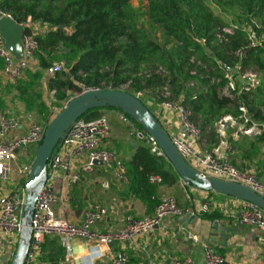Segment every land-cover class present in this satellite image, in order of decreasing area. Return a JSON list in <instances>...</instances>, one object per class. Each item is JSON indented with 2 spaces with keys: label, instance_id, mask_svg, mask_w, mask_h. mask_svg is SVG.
I'll return each instance as SVG.
<instances>
[{
  "label": "trees",
  "instance_id": "1",
  "mask_svg": "<svg viewBox=\"0 0 264 264\" xmlns=\"http://www.w3.org/2000/svg\"><path fill=\"white\" fill-rule=\"evenodd\" d=\"M134 1L0 0V10L17 23L25 24L31 18L34 25L48 26L43 34L36 35L39 72L32 75L34 82L23 79L16 82V98L26 110L38 109L41 114L52 117L45 103L37 104L38 96L31 91L35 89L32 87L35 82L59 59L60 49H64L66 54L62 59L68 73L49 78L50 88L56 91L59 112L64 108L61 103L70 100L66 92L80 91L77 84L90 88L103 84L104 89L117 90L131 81L132 88L127 92L133 95L142 90L156 93L169 84L172 97L193 113L194 121L199 118L212 129L228 116L238 119L241 113L236 103L220 96L225 85L220 65L236 66L240 60L235 53L243 50V70L264 74V51L249 48L247 33V27H251L264 34V0H213L212 3L209 0H140L142 7L138 9L133 6ZM230 11L237 12L232 24L223 16ZM142 17L148 19L151 30L158 28L162 32V41L140 25ZM233 24L237 26L233 35L226 34L221 42L218 35ZM25 34L33 32L28 30ZM208 50L212 51L211 55ZM159 69L166 77L156 74ZM146 72L153 73L152 77L140 76ZM213 79L222 82L217 84ZM192 83L195 85L191 86ZM242 102L256 120L264 122L260 110L264 104V82L260 89L245 93ZM99 110L103 109L88 114ZM230 142L234 143L232 139ZM125 165L130 188L149 196L152 177H159L168 186L178 180V175L169 170L167 158L152 154L147 142Z\"/></svg>",
  "mask_w": 264,
  "mask_h": 264
},
{
  "label": "built area",
  "instance_id": "2",
  "mask_svg": "<svg viewBox=\"0 0 264 264\" xmlns=\"http://www.w3.org/2000/svg\"><path fill=\"white\" fill-rule=\"evenodd\" d=\"M11 17L0 10V20L3 17ZM31 18L27 23H31ZM237 26L222 29L218 39L223 42L225 35H233ZM249 48L261 49L264 51V34L258 33L251 27H247ZM23 49L27 59L15 63L10 52L5 49V40L0 33V59L4 62V72L13 80L22 79L30 69L31 62L39 51V42L34 34L23 36ZM235 56L240 60L236 66L222 64L220 69L224 73L225 85L220 90V96L230 99L236 103L241 113L237 119L229 116L219 123L223 130L227 125H235L238 120L245 124L250 122L248 108L242 102L245 93L255 91L262 87L263 80L258 73L244 71L242 60L245 52L239 50ZM68 72L66 62L58 61L52 63L47 70L49 77H55ZM156 74L166 73L161 69ZM192 74H196L193 72ZM153 73L146 72L140 76L151 78ZM212 82L220 84L221 79H213ZM80 88V96L83 93L98 90H114L112 87L104 89V85L97 88H90L83 84H77ZM132 82L122 85L117 90L127 92L132 87ZM195 84L192 83L191 86ZM135 96L139 98L149 109L157 105L165 114L177 118V129L168 132L174 146L185 160V162L196 170L204 178H214L221 181L243 185L257 194L264 196V184L260 179L251 173L239 170L228 160L215 153H201L197 145L202 141L203 130L194 121L193 113L185 107L180 100L172 97L169 84L164 85L159 91L152 90L138 91ZM48 125L38 122H31L25 132H21L22 123L10 117L0 106V180L3 183L9 182L15 174L19 179L29 177L32 163L19 164V153L33 146H40L43 142ZM254 130L247 129L246 133ZM110 133V124L106 118H100L93 122L83 119L77 121L67 132L63 144L57 149L55 156L50 160L51 171L48 174L46 183L41 190L35 205L32 221V238L29 247L28 257L25 264H35L38 253L41 250L45 237L55 235L61 238L66 247L67 253H72V243L75 240H90L99 242L101 245H108L112 241H132L133 239L147 235L156 227L160 226L168 216H183L188 210L182 209L174 197L167 196L160 199L155 208L152 218L136 219L128 216L125 219L124 227L120 230L109 229L102 232L96 226L105 222L109 216V210L105 206L96 203L86 210L81 223L72 222L69 199L57 194L55 183L61 178L64 184L72 185L82 178V173L93 170L96 162L114 167L117 179L123 183L128 182L126 165L112 149L102 146V139ZM148 146L151 153L160 157L165 156L156 142L148 137ZM86 160V164L78 171L73 169V162ZM18 163V164H16ZM156 180V179H154ZM22 195V198L20 197ZM27 195L26 183L19 189L12 191L0 198V259L12 261L14 258L21 235L23 232V211ZM58 206V211L55 206ZM213 208V203L205 201L197 211L202 217L208 214ZM229 219L240 225L253 226L264 232V211L253 204L247 203L239 212L231 213ZM197 241L196 237H190ZM206 264H226L225 259L216 253L214 248L204 244ZM101 250L95 248L86 259L88 264H93L99 259ZM129 256L121 252L112 258V264H129ZM148 264H161L154 261ZM170 264H196L192 258L174 259ZM260 264H264V238L262 240V252Z\"/></svg>",
  "mask_w": 264,
  "mask_h": 264
},
{
  "label": "crops",
  "instance_id": "3",
  "mask_svg": "<svg viewBox=\"0 0 264 264\" xmlns=\"http://www.w3.org/2000/svg\"><path fill=\"white\" fill-rule=\"evenodd\" d=\"M135 2L141 3L140 0H136L133 2V6ZM32 25L36 31L33 32L35 36L46 31L37 25ZM30 62V69L22 78L29 83L34 82L32 75L39 72L36 56ZM258 74L264 82V74ZM49 78L52 77H49L45 71L42 79L32 86L35 89L31 93L38 96L37 104L45 103L54 116L59 112L56 106L58 101L56 100V91L50 88ZM17 81L5 74L4 62L0 59V106L10 117L22 123L21 132H25L31 122H36L35 118L39 111L36 109L33 112H28L25 105L16 98L18 96L15 88ZM246 107L248 108L247 105ZM152 108L154 109L153 114L155 113L154 115L168 132L177 129L175 116L165 114L157 105ZM260 110L264 114V104L260 106ZM248 112L250 122L245 124L244 121L238 120L233 126L227 125L231 130H225L226 128L221 130L220 122L212 129L208 125L205 126L201 119H195V122L203 130V138L197 148L203 154L217 152L220 157L228 160L239 170L256 175L264 184V138L261 139L264 122L256 120L249 108ZM87 116L89 117L87 122H93L100 118L113 120L115 124L113 127L110 125V133L102 139L101 144L104 148L114 150L124 164L131 161L137 149L147 142L148 136L142 134L120 111L103 109L94 111ZM123 123H125L124 127H122ZM130 127L136 131L135 135L141 138V142H137L131 137L134 133L129 134ZM247 129L254 131L246 133ZM231 139L234 143L230 142ZM26 156L20 152L18 163H26L24 160H28ZM85 164L86 160L82 159L73 162L72 165L73 169L78 171ZM169 170L177 174L172 165L169 166ZM9 182L12 185L18 183V187L8 189L2 182L0 198L19 189L27 180L19 179L14 174ZM150 187L152 189L151 196L138 190H132L128 182L123 183L117 179L115 168L107 165H96L93 170L83 172L81 180L72 185L64 184L60 178L55 183V189L58 195L69 199L72 222L81 223L85 211L96 203L108 208L107 220L96 226V229L102 232L109 229H122L126 217L130 215L136 219L152 218L160 199L167 196L174 197L179 206L189 212L183 216H168L152 232L129 242L112 241L108 245H101L96 241L75 240L72 243L70 255L60 237L46 236L35 264H88L86 259L95 248L101 250L102 256L94 260L93 264H112V258L121 252L129 256V264H148L151 261L170 264L174 259L184 258H192L196 264H206L205 243L210 244L216 253L225 259L226 264H260L264 232L256 227L240 225L229 219L231 213L239 212L247 202L188 186L183 183L179 175L173 186L162 184L159 177H152ZM205 201L212 202L213 208L208 214L200 217L197 215V211ZM55 208L58 211L57 205ZM214 223H217L221 229H227L228 233L218 231L215 237H211ZM190 237H196L197 241L191 240ZM223 239L225 241H222ZM8 262L9 260L6 258L0 259V264H8Z\"/></svg>",
  "mask_w": 264,
  "mask_h": 264
},
{
  "label": "water",
  "instance_id": "4",
  "mask_svg": "<svg viewBox=\"0 0 264 264\" xmlns=\"http://www.w3.org/2000/svg\"><path fill=\"white\" fill-rule=\"evenodd\" d=\"M28 30L36 32L32 23L19 24L12 17L7 16L0 20V33L5 40V49L12 54L15 63L27 59L23 49V36ZM208 52L210 55L212 54L211 50H208ZM105 108L119 109L138 123L148 137L153 139L163 151L170 165H172L186 185L194 186L206 192L235 197L264 211V196L240 184L210 177L204 178L196 170L192 169L182 158L158 118L135 95L118 90L90 91L69 100L48 125L26 182L27 195L23 211L21 239L14 258L8 264H25L26 262L32 238V221L36 201L51 171L50 160L63 144L68 130L90 111ZM96 165H102V163L96 162ZM20 197L22 198V195ZM218 231L228 233L227 229H221L217 223H214L211 237H215ZM222 241H225V239Z\"/></svg>",
  "mask_w": 264,
  "mask_h": 264
},
{
  "label": "rangeland",
  "instance_id": "5",
  "mask_svg": "<svg viewBox=\"0 0 264 264\" xmlns=\"http://www.w3.org/2000/svg\"><path fill=\"white\" fill-rule=\"evenodd\" d=\"M212 1H213V0H209V3H212ZM134 7L137 8V9H138V8H141V7H142V4L139 3V2H135V3H134ZM214 11H215L216 13H218L217 8H214ZM236 14H237V12H235V11L231 12V11H230V12L224 14L223 16H224V18H225L229 23L232 24V23H234L235 15H236ZM140 25L143 26V27H145V28L148 29V30H151L150 23H149V21H148V19H147L146 17H142V18L140 19ZM233 25H234V24H233ZM37 26L40 27V28H42L44 31L47 30V28H48L47 25H46V26L37 25ZM151 32H152V36H153L154 38H156L157 40L162 41L163 34H162V32H161L158 28H153V29L151 30ZM65 54H66V51H65L64 49H60V51L57 53V56L59 57V59H56L54 62L64 61V59H62V56L65 55ZM54 62H53V63H54ZM66 73H68V72H66ZM76 94H79V92H75V91H68V92H66V96L69 97L70 100L73 99L74 97H76ZM67 102H68V101L63 102V105L65 106V105L67 104ZM142 102H145V100H143ZM150 110H151L152 113L154 112V109H153V108H151ZM57 114H58V113H57ZM57 114H55L54 116L52 115L53 117H51V116H48L47 114L44 115V114H41L40 112H38V114L36 115L35 121L38 122V123L44 124V125H49L50 122L54 119V117H55ZM154 114H155V113H154ZM123 115H124V114H123ZM124 116H125V115H124ZM125 117H126V116H125ZM126 118H127V117H126ZM48 119L50 120L49 123H48ZM127 119H128L129 121H131V122L135 125V127H136L138 130L141 131L142 134H144L145 136H148L144 130H141V129L136 125V123H134V122H133L132 120H130L129 118H127ZM83 120L88 121V120H89V117L86 116L85 118H83ZM108 120H109L110 125L113 127L114 124H115V123L113 122V120H112V119H108ZM124 126H125V123L122 124V127H124ZM225 130H231L230 126H227ZM128 132H129V134L134 133V135L131 134V135H132L131 137H132L135 141H137V142H141V138H140V137L138 138L137 135H135V134H136V131H134V130L132 129V127L129 128ZM38 148H39V146L37 145V146H33V147H30V148H28V149L22 151V153L25 154V156L27 155L26 157L28 158V160L24 159L26 163H28V164L33 163ZM24 158H25V157H24ZM22 160H23V158H22ZM122 162H123V161H122ZM123 163H124V162H123ZM16 164H18V163H16ZM18 165H19V164H18ZM0 186H2V182H1V180H0ZM4 186H5L6 188H8V189H16V188L18 187V183H15V184L12 185L11 182H7V183H5Z\"/></svg>",
  "mask_w": 264,
  "mask_h": 264
}]
</instances>
